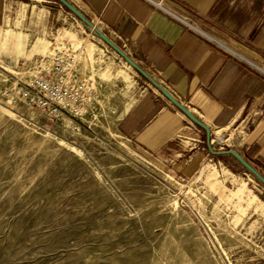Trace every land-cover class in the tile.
<instances>
[{
	"label": "rangeland",
	"instance_id": "374dc122",
	"mask_svg": "<svg viewBox=\"0 0 264 264\" xmlns=\"http://www.w3.org/2000/svg\"><path fill=\"white\" fill-rule=\"evenodd\" d=\"M2 1L0 264H264V186L205 147L190 176L138 148L117 125L149 82L54 0ZM73 37L97 101L82 117L51 116L27 98L29 71ZM240 125L216 151L241 143Z\"/></svg>",
	"mask_w": 264,
	"mask_h": 264
},
{
	"label": "crops",
	"instance_id": "0c3cea01",
	"mask_svg": "<svg viewBox=\"0 0 264 264\" xmlns=\"http://www.w3.org/2000/svg\"><path fill=\"white\" fill-rule=\"evenodd\" d=\"M69 1L75 5L78 1L77 8L97 28L202 120L214 135L236 124L244 126L246 132L242 134L246 135L232 149L264 175V74L260 70L264 68V0H168L176 12L213 37L219 34L214 24L228 32L227 44L260 69L222 50L145 0ZM3 14L4 2L0 0V26ZM199 129L148 86L117 125L120 135L155 159L175 160L176 171L186 176L196 172L202 160H206L208 153L202 148L211 154L205 130L206 142L197 144ZM211 155L241 165L230 155Z\"/></svg>",
	"mask_w": 264,
	"mask_h": 264
},
{
	"label": "built area",
	"instance_id": "2783aa9c",
	"mask_svg": "<svg viewBox=\"0 0 264 264\" xmlns=\"http://www.w3.org/2000/svg\"><path fill=\"white\" fill-rule=\"evenodd\" d=\"M145 1L183 24L187 29L200 33L222 50L242 57L226 43L199 28L193 20L176 12L170 7L168 0ZM66 45L67 47L61 49L64 45L59 47L57 43H50L48 54L40 55V58H37L35 65L29 71L31 90L27 93V98L33 106L48 115L63 117L65 114H71L75 117H82L87 114L89 107L97 99L98 93L93 88L91 76L82 68V51H74L68 42ZM243 60L251 67L260 69L255 62L246 58ZM260 70L264 74V68ZM147 85L153 89L151 84L147 83ZM157 92L159 91L157 90ZM159 96L164 97L160 92ZM192 124L196 126L194 123ZM196 128L199 129L198 126Z\"/></svg>",
	"mask_w": 264,
	"mask_h": 264
},
{
	"label": "water",
	"instance_id": "95a60500",
	"mask_svg": "<svg viewBox=\"0 0 264 264\" xmlns=\"http://www.w3.org/2000/svg\"><path fill=\"white\" fill-rule=\"evenodd\" d=\"M62 7L66 8L69 13L79 19L84 28L93 32L95 36L103 41L108 47L116 52L122 59H124L130 66H132L138 74H140L146 81L149 82L155 89H157L166 99H168L175 108L182 112L192 123L205 130L207 134V144L211 154L215 156L230 155L235 158L251 175H253L264 186V175L254 168L242 155L236 150L228 149L223 151H216L212 145V130L198 117H196L183 103H181L168 89L159 83L152 75H150L142 66L134 61L120 46H118L107 34L98 29L94 23L74 4L69 0H54Z\"/></svg>",
	"mask_w": 264,
	"mask_h": 264
},
{
	"label": "bare ground",
	"instance_id": "6f19581e",
	"mask_svg": "<svg viewBox=\"0 0 264 264\" xmlns=\"http://www.w3.org/2000/svg\"><path fill=\"white\" fill-rule=\"evenodd\" d=\"M75 1V0H74ZM78 2V1H77ZM95 25V24H94ZM96 26V25H95ZM98 26V25H97ZM96 26V27H97ZM99 29V28H98ZM92 33V36L94 37L95 35H94V33L93 32H91ZM96 37V36H95ZM94 37V38H95ZM97 38V37H96ZM99 39V38H98ZM100 41H102L101 39H99ZM70 42H72V45L73 46H71V48L74 50V51H78L77 49L78 48H81V46H82V44H83V42L82 41H80V40H77V39H75V37H73L72 38V41H70ZM61 45H63V44H61ZM61 45L59 46V47H61ZM88 45V44H87ZM65 47H67V45H64V46H62L61 47V49H63V48H65ZM74 47V48H73ZM106 47H108V46H106ZM77 48V49H76ZM87 50V49H86ZM87 52V51H86ZM88 53V52H87ZM116 53V52H115ZM117 54V53H116ZM118 55V54H117ZM82 56H83V52H82ZM119 56V55H118ZM120 57V56H119ZM121 58V57H120ZM91 59V58H90ZM93 59V58H92ZM91 59V60H92ZM122 59V58H121ZM104 60V59H103ZM123 61H125L124 59H122ZM94 64V63H93ZM125 64L128 66V68H130V69H133V70H135L132 66H130V64H128L126 61H125ZM109 66V65H108ZM111 67V66H110ZM108 68L109 70L111 69V68ZM136 71V70H135ZM92 72H93V74H94V71L92 70ZM137 72V71H136ZM111 73V72H110ZM138 73V72H137ZM89 75H92L91 73L89 74ZM91 79H92V83H93V88L95 89V86H94V81H93V76H91ZM29 83H30V81H29ZM96 90V89H95ZM157 90V89H156ZM213 142L214 143H219V144H224L225 142H230V137L229 138H227L224 134H223V132L222 133H218V134H216L215 133V135H214V137H213ZM216 171V170H215ZM218 175H219V173L218 172H214L210 177H209V184H210V188L212 189H215L216 188V186H217V184L220 182V181H218ZM213 180H215V182L213 181ZM221 183V182H220ZM219 186H220V184H219ZM222 186V185H221ZM224 190H226V189H224ZM237 193V192H236ZM243 193V188H240L239 190H238V194H242ZM234 195V194H233ZM237 195V194H236ZM175 206H177V203H175Z\"/></svg>",
	"mask_w": 264,
	"mask_h": 264
},
{
	"label": "trees",
	"instance_id": "16d2710c",
	"mask_svg": "<svg viewBox=\"0 0 264 264\" xmlns=\"http://www.w3.org/2000/svg\"><path fill=\"white\" fill-rule=\"evenodd\" d=\"M66 9V8H65ZM68 11V10H67Z\"/></svg>",
	"mask_w": 264,
	"mask_h": 264
}]
</instances>
